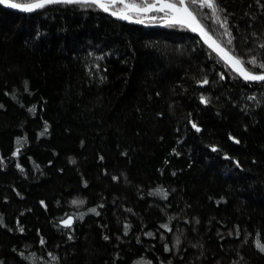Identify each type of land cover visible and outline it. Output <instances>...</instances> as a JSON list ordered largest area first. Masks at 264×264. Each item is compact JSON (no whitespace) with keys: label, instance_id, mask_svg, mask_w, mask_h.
<instances>
[{"label":"trees","instance_id":"16d2710c","mask_svg":"<svg viewBox=\"0 0 264 264\" xmlns=\"http://www.w3.org/2000/svg\"><path fill=\"white\" fill-rule=\"evenodd\" d=\"M217 3L231 45L192 7L264 62V0ZM257 238L264 81L180 25L0 5V264H264Z\"/></svg>","mask_w":264,"mask_h":264},{"label":"snow or ice","instance_id":"6c2138e0","mask_svg":"<svg viewBox=\"0 0 264 264\" xmlns=\"http://www.w3.org/2000/svg\"><path fill=\"white\" fill-rule=\"evenodd\" d=\"M117 3L123 6L117 8ZM50 4H91L103 11L110 12L111 15L116 16L118 19L128 20L133 23H144V19L141 17H145L152 21H162L165 26L180 25L181 27H186L198 33L201 39L217 54L225 65L244 80L264 81V62H258L255 56L247 61L241 59L233 50L225 47L218 38L210 35L197 18L193 5L200 9H208L215 22L224 29L221 35L228 38L226 44L231 45L233 43L232 33L229 31L227 17L221 18V12L224 10L219 7L217 0H140L139 3L135 2V0H132V2H128V0H35V2L24 3H16L13 0H0V5H6L9 8L20 9L25 12H32ZM148 13H163L164 15L148 17ZM261 47L264 48V44ZM245 64L251 65V69L245 67ZM254 69H260L261 71L259 74H255ZM221 78H223V75ZM204 83H207V81L205 80ZM201 102H206L204 97H201ZM193 127L196 126L193 125ZM45 130H47V125H45ZM17 143L19 144L20 141L18 140ZM72 203L78 204L83 203V201L74 200ZM90 211L95 212L96 210L91 209ZM65 226H70L68 220H65ZM162 227H167V225ZM41 243H43V240H41ZM256 247L260 251H264V244L260 243L259 238H257Z\"/></svg>","mask_w":264,"mask_h":264},{"label":"water","instance_id":"95a60500","mask_svg":"<svg viewBox=\"0 0 264 264\" xmlns=\"http://www.w3.org/2000/svg\"><path fill=\"white\" fill-rule=\"evenodd\" d=\"M13 2H16V3H24V2H18L16 0H13ZM29 2H35V0L33 1H29ZM130 2V1H128ZM51 5V4H50ZM5 7H7L6 5H3ZM48 6V5H47ZM9 8V7H7ZM9 9H13V8H9ZM41 9V8H39ZM13 10H17V11H21L20 9H13ZM38 10V9H36ZM34 10V11H36ZM22 12H25V11H22ZM33 12V11H32ZM110 14V12H107ZM111 15V14H110ZM113 16V15H112ZM114 18L118 19L116 16H113ZM144 19V23H135V24H140V25H147V26H162L164 25V23L162 21H148L147 19L148 18H145V17H141ZM198 18V17H197ZM199 19V18H198ZM119 20H122V19H119ZM200 20V19H199ZM122 21H126V22H129L128 20H122ZM201 22V21H200ZM130 23H133V22H130ZM202 23V22H201ZM203 24V23H202ZM204 25V24H203ZM205 27V26H204ZM206 28V27H205ZM206 30L208 31V29L206 28ZM210 35H212L213 37L217 38L216 36H214L210 31H208ZM198 34V33H197ZM199 35V34H198ZM200 36V35H199ZM201 38V37H200ZM203 40V39H202ZM220 41V40H219ZM204 42V40H203ZM221 42V41H220ZM222 43V42H221ZM223 44V43H222ZM224 45V44H223ZM225 47H227L226 45H224ZM228 48V47H227ZM246 67V66H245ZM255 74H259L257 72H255ZM254 82H262V81H254ZM65 220H68L70 224H72L73 220H74V217L73 216H68L67 218H65L64 220H62V223L65 224Z\"/></svg>","mask_w":264,"mask_h":264},{"label":"flooded vegetation","instance_id":"af4514ba","mask_svg":"<svg viewBox=\"0 0 264 264\" xmlns=\"http://www.w3.org/2000/svg\"><path fill=\"white\" fill-rule=\"evenodd\" d=\"M128 1L132 2V0H128ZM135 2L139 3L138 1H135ZM122 6H123V5H116L117 8H120V7H122ZM147 15H148V17H151V16H163L164 14H163V13H148ZM147 20H148V21H152V20H150L149 18H148ZM156 22H157V21H156Z\"/></svg>","mask_w":264,"mask_h":264}]
</instances>
